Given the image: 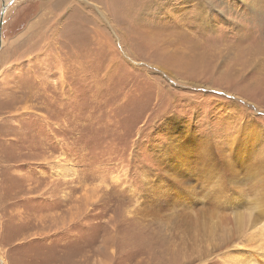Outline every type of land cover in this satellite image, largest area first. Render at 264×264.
Returning <instances> with one entry per match:
<instances>
[{
    "label": "rangeland",
    "instance_id": "obj_1",
    "mask_svg": "<svg viewBox=\"0 0 264 264\" xmlns=\"http://www.w3.org/2000/svg\"><path fill=\"white\" fill-rule=\"evenodd\" d=\"M3 2L0 264H264V0Z\"/></svg>",
    "mask_w": 264,
    "mask_h": 264
},
{
    "label": "bare ground",
    "instance_id": "obj_2",
    "mask_svg": "<svg viewBox=\"0 0 264 264\" xmlns=\"http://www.w3.org/2000/svg\"><path fill=\"white\" fill-rule=\"evenodd\" d=\"M144 1H146V0H144ZM151 6H153V5L151 4ZM140 7H141V5H140ZM215 32H216V30H215ZM247 124H245V125H247ZM230 171H231V169H230ZM263 172H264V170H263ZM228 178H229L228 180H230L231 183H233L235 188L238 190H240L242 187H246V185L248 186V184H251L252 182L255 181L256 184L253 187H257L260 190L264 191V177H262L261 175H259V177H258V176L252 175L251 173L250 174L245 173V174H242L241 176H238V175H235V173H234L233 175L229 176ZM260 201H261V203H260L259 207H257L258 206L257 203L254 205V210H256V213L248 216L247 224L245 226H241L242 228H241V230H239V233L243 234V233H246L249 231H253L254 229H257L258 227H260L262 225L263 220H264V204H263L264 196L262 197V199ZM234 241H235L234 239L230 240V241L229 240L225 241L226 244L229 245L228 248L232 249V246L234 245ZM236 257L237 258H235V261H237L239 264H258L256 262V260L254 259V257L251 255H245V254L242 255L241 253L236 252ZM235 261H234V263H235Z\"/></svg>",
    "mask_w": 264,
    "mask_h": 264
},
{
    "label": "water",
    "instance_id": "obj_3",
    "mask_svg": "<svg viewBox=\"0 0 264 264\" xmlns=\"http://www.w3.org/2000/svg\"><path fill=\"white\" fill-rule=\"evenodd\" d=\"M4 12H5V5L3 2V7H2V12L0 14V48H1V43H2V39H1V30H2V25H3V17H4Z\"/></svg>",
    "mask_w": 264,
    "mask_h": 264
}]
</instances>
